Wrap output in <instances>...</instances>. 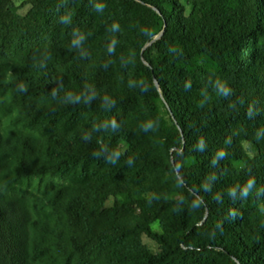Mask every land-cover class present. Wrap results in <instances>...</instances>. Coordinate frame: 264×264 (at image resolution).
I'll return each instance as SVG.
<instances>
[{
    "label": "trees",
    "instance_id": "trees-1",
    "mask_svg": "<svg viewBox=\"0 0 264 264\" xmlns=\"http://www.w3.org/2000/svg\"><path fill=\"white\" fill-rule=\"evenodd\" d=\"M24 5L0 0V264H264V0Z\"/></svg>",
    "mask_w": 264,
    "mask_h": 264
},
{
    "label": "clouds",
    "instance_id": "clouds-1",
    "mask_svg": "<svg viewBox=\"0 0 264 264\" xmlns=\"http://www.w3.org/2000/svg\"><path fill=\"white\" fill-rule=\"evenodd\" d=\"M103 7H104V5H102V4H96L95 5V10L101 11L103 9ZM61 22L65 23V24L70 23V17L68 15H65V16L61 17ZM112 29L113 30H117L118 29V25H116V24L112 25ZM78 43H79V41H77V40L73 41V45H76ZM114 44H115V41H113L112 45L109 46V51L113 50V45ZM188 86H190V85H186V87H188ZM68 94H69V96H71V93H68ZM52 95L53 96L56 95V90L55 89H53ZM76 99H79V97L77 96ZM112 104H115L114 100L112 101ZM111 123H112V127H113L114 131L120 127V125L117 124L115 120H113ZM152 127H153L152 122H148L145 125H143V128H144L145 131H148ZM84 139H88V137L85 136ZM198 144L199 145H203V140L201 139L200 141H198ZM120 155H121V153H119L118 151L114 152L112 154V156L109 157L108 162L115 164L118 161ZM129 163H131V160H129ZM254 184H255L254 180H249L248 181V184L243 189V193H244L245 196H247V193L249 192V190L252 188V186Z\"/></svg>",
    "mask_w": 264,
    "mask_h": 264
},
{
    "label": "rangeland",
    "instance_id": "rangeland-1",
    "mask_svg": "<svg viewBox=\"0 0 264 264\" xmlns=\"http://www.w3.org/2000/svg\"><path fill=\"white\" fill-rule=\"evenodd\" d=\"M25 1H27V0H12L13 5L17 9V11L19 13H21V14H25L29 10V8H30L29 5H24V2ZM188 7H189V4H188ZM0 118L2 119V121L5 118L4 113H2L1 111H0ZM154 228L157 229V230H159L160 229V225L158 223H156L154 225ZM144 241H145V243H147L153 249H157V247H158L157 246V243L154 240H152L151 238L145 236L144 237Z\"/></svg>",
    "mask_w": 264,
    "mask_h": 264
},
{
    "label": "water",
    "instance_id": "water-1",
    "mask_svg": "<svg viewBox=\"0 0 264 264\" xmlns=\"http://www.w3.org/2000/svg\"><path fill=\"white\" fill-rule=\"evenodd\" d=\"M161 35H162V34H161ZM161 35H159L156 39L160 38ZM156 39H155V40H156ZM155 40H154L153 42H155ZM153 42H152V43H153Z\"/></svg>",
    "mask_w": 264,
    "mask_h": 264
}]
</instances>
